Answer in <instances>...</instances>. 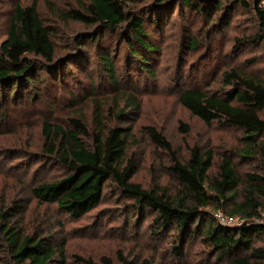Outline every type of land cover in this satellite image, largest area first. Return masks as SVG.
<instances>
[{
	"label": "rangeland",
	"instance_id": "rangeland-1",
	"mask_svg": "<svg viewBox=\"0 0 264 264\" xmlns=\"http://www.w3.org/2000/svg\"><path fill=\"white\" fill-rule=\"evenodd\" d=\"M124 1L144 18L146 32L156 42L158 51L146 54L149 61L146 68L153 69L154 75L137 69L136 61L119 43L116 33L106 31L102 35L106 44L100 45L97 36L92 38L98 33L96 26L59 16L63 10L86 8L90 0H0V44L7 37L16 4H36L51 31L56 58L65 56L68 65L66 70L61 69L63 75L59 79L45 71L31 92L21 88L12 98H0V208L6 210L14 203L21 205L22 211H12V226L25 234L48 236L55 246L65 242V260L56 256V264H104V257L111 258L114 264H122L121 257L133 264L144 261L168 264L173 257L170 237L156 233L147 218L150 216H145L150 215L147 212L141 215L130 211L133 198L112 181L106 184L100 203L79 218L61 212L55 203H41L34 196L32 189L37 184L68 174L55 155L46 151L44 122L73 130L71 119L79 118L88 127L83 139L91 142L96 106L102 104L105 123L129 131L125 163L133 161L132 180L146 189L175 194L180 186L171 171V156L154 142L147 128L153 126L162 132L182 162L188 161L193 146L213 151L214 166L210 173L215 175L221 158L242 146L239 141L242 132L215 122L206 124L179 102L180 91L190 86L221 87L218 81L221 71L229 66H245L250 59L255 61L250 69L264 78L263 43L237 45L238 39L261 33L254 0L236 7L230 5L236 0H221L208 14L194 12L182 0ZM158 15L161 30L150 22V18L156 19ZM80 33L81 40L77 39ZM103 51H108L115 61L122 87L134 94L140 108H128L122 95L103 75L100 64ZM122 110L124 114L117 116ZM234 159L240 172L235 194L238 203L245 199L252 185L248 175L264 174V158L249 162ZM233 208V202L229 201L222 213L230 215ZM236 217L243 220L240 214ZM254 244H264V238ZM210 251L196 240L186 245L184 259L197 262ZM0 264H18L2 232Z\"/></svg>",
	"mask_w": 264,
	"mask_h": 264
},
{
	"label": "trees",
	"instance_id": "trees-1",
	"mask_svg": "<svg viewBox=\"0 0 264 264\" xmlns=\"http://www.w3.org/2000/svg\"><path fill=\"white\" fill-rule=\"evenodd\" d=\"M182 1L194 12L207 14L221 2ZM241 2L247 3V0H236L230 5L236 7ZM254 10L260 20L261 33L240 38L237 45H264L261 0H254ZM59 16L67 21L96 26L98 33L92 38L97 36L100 45L106 44L102 37L106 31L116 33L119 43L136 61L137 69L155 74L153 69L146 68L149 63L146 54L158 51L156 42L146 32L144 18L130 9L124 0H90L86 8L63 10ZM150 22L161 30L160 15L156 19L150 18ZM82 36V33L78 34L77 39L81 40ZM192 44L195 46L196 40ZM56 51L51 31L36 4H16L7 37L0 44V98H12L21 88L31 92L45 71L59 79L63 75L61 69L66 70L68 65L65 56L56 58ZM254 62L250 59L245 66H229L221 71L218 79L221 87L190 86L180 91L179 102L206 124L215 122L242 132L239 137L242 146L221 158L215 175L210 173L214 166L213 151H202L199 146H193L188 161L182 162L164 134L149 126L147 129L154 142L169 152L171 171L180 187L175 194L144 188L132 180L135 174L133 161L125 163L128 129L105 123L103 105L98 104L91 142L83 139L88 127L79 118L71 119L73 130L44 122L48 141L46 151L55 155V159L68 169V174L37 184L32 189L34 196L41 203H55L61 212L79 218L100 203L106 184L112 181L125 195L133 198L130 211L141 215L147 212L150 215L145 216H150L147 218L156 233L170 237L173 259L168 264H264V244H254L264 238V174H249L252 185L245 199L235 201L240 172L234 158H240L242 162L264 158V78L250 69ZM100 64L103 75L122 95L128 108H140L134 94L127 93L122 87L115 61L108 51L101 53ZM123 114L122 110L117 116ZM229 201L234 204L230 215L240 214L243 217L241 224H225L216 218L215 213L222 212ZM12 211H22L21 205L14 203L6 210L0 208V232L5 235L14 262L56 264V256L65 260V242L55 246L48 236L25 234L11 225ZM196 240L211 251L197 262L185 260L186 245ZM120 260L122 264H133L123 257ZM103 262L114 264L108 257H104ZM142 264H150V261Z\"/></svg>",
	"mask_w": 264,
	"mask_h": 264
},
{
	"label": "built area",
	"instance_id": "built-area-1",
	"mask_svg": "<svg viewBox=\"0 0 264 264\" xmlns=\"http://www.w3.org/2000/svg\"><path fill=\"white\" fill-rule=\"evenodd\" d=\"M262 4L264 1H261ZM216 218L225 224H241L242 221H239L235 215H226L220 211L215 213Z\"/></svg>",
	"mask_w": 264,
	"mask_h": 264
}]
</instances>
